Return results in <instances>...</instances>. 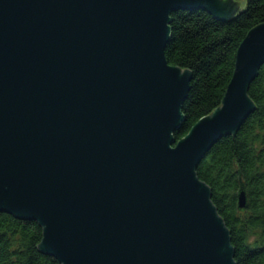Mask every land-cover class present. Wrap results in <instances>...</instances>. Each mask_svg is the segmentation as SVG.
Wrapping results in <instances>:
<instances>
[{
  "label": "water",
  "instance_id": "water-1",
  "mask_svg": "<svg viewBox=\"0 0 264 264\" xmlns=\"http://www.w3.org/2000/svg\"><path fill=\"white\" fill-rule=\"evenodd\" d=\"M246 3L0 0V212L38 221L61 264H236L196 169L254 109L264 23L239 46L221 106L180 140L192 73L165 50L173 12Z\"/></svg>",
  "mask_w": 264,
  "mask_h": 264
},
{
  "label": "trees",
  "instance_id": "trees-1",
  "mask_svg": "<svg viewBox=\"0 0 264 264\" xmlns=\"http://www.w3.org/2000/svg\"><path fill=\"white\" fill-rule=\"evenodd\" d=\"M165 54L170 64L192 73L183 104L186 136L218 109L233 77L237 51L247 34L264 23V0H247L235 15L209 10L175 11ZM252 113L234 132L221 137L199 162L196 173L211 189L212 201L230 231L236 264H264V64L251 82ZM244 189L245 209L238 196ZM44 229L36 220L0 212V264H61L42 250Z\"/></svg>",
  "mask_w": 264,
  "mask_h": 264
}]
</instances>
